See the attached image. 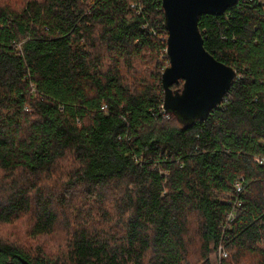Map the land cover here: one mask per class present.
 Instances as JSON below:
<instances>
[{
    "label": "trees",
    "instance_id": "1",
    "mask_svg": "<svg viewBox=\"0 0 264 264\" xmlns=\"http://www.w3.org/2000/svg\"><path fill=\"white\" fill-rule=\"evenodd\" d=\"M18 2L0 7V221L27 220L0 264H214L222 243L221 264L264 254V0L199 17L238 77L191 123L163 108L162 0ZM41 233L66 236L67 253L34 248Z\"/></svg>",
    "mask_w": 264,
    "mask_h": 264
},
{
    "label": "water",
    "instance_id": "2",
    "mask_svg": "<svg viewBox=\"0 0 264 264\" xmlns=\"http://www.w3.org/2000/svg\"><path fill=\"white\" fill-rule=\"evenodd\" d=\"M240 0H162L168 31L169 65L162 74L165 111L177 113L185 122L204 121L224 102L237 71L216 59L204 46L199 27L203 14L220 15ZM184 81L180 90L173 84Z\"/></svg>",
    "mask_w": 264,
    "mask_h": 264
},
{
    "label": "clouds",
    "instance_id": "3",
    "mask_svg": "<svg viewBox=\"0 0 264 264\" xmlns=\"http://www.w3.org/2000/svg\"><path fill=\"white\" fill-rule=\"evenodd\" d=\"M10 6L16 10H20L23 4L18 0H0V7ZM27 216L21 215L11 221H0V241L14 243L11 238V231L16 228H24ZM32 245L36 249H43L44 254L55 261L59 256L67 253L70 241L64 235L41 233L30 238ZM260 248H264V240L257 241ZM233 264H264V254L259 252L245 251L239 261Z\"/></svg>",
    "mask_w": 264,
    "mask_h": 264
},
{
    "label": "built area",
    "instance_id": "4",
    "mask_svg": "<svg viewBox=\"0 0 264 264\" xmlns=\"http://www.w3.org/2000/svg\"><path fill=\"white\" fill-rule=\"evenodd\" d=\"M168 39V38H167ZM166 39V40H167ZM165 52H166V55H167V48L165 49ZM168 57V56H167ZM237 77H238V75H237ZM237 79V78H236ZM226 96H225V98H224V101H226ZM263 162H264V159L262 160ZM242 191V186H241V184L240 183H238L237 184V192H241ZM237 203H238V201H237ZM239 204H241V202H239ZM234 217H235V214H234V212H232L230 215H229V217H228V222H227V225H229L233 220H234ZM230 228V227H229ZM216 251H218L219 253H220V263L219 264H221V261L223 260V259H225L226 257H228V255H229V253H228V251H227V249H226V247H225V245L222 243V244H220L219 245V247H218V249L216 250Z\"/></svg>",
    "mask_w": 264,
    "mask_h": 264
},
{
    "label": "rangeland",
    "instance_id": "5",
    "mask_svg": "<svg viewBox=\"0 0 264 264\" xmlns=\"http://www.w3.org/2000/svg\"><path fill=\"white\" fill-rule=\"evenodd\" d=\"M18 231H21L24 234L23 228H18ZM228 257H229V255H228ZM212 259H213V263L214 264H219L220 263V259H221L220 258V253L215 250L214 253H212Z\"/></svg>",
    "mask_w": 264,
    "mask_h": 264
}]
</instances>
